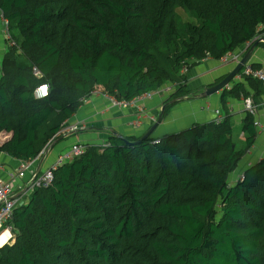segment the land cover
Wrapping results in <instances>:
<instances>
[{"label":"trees","instance_id":"16d2710c","mask_svg":"<svg viewBox=\"0 0 264 264\" xmlns=\"http://www.w3.org/2000/svg\"><path fill=\"white\" fill-rule=\"evenodd\" d=\"M0 15V152L19 162L41 157L95 91L129 101L175 84L162 120L196 95L185 85L194 65L264 36V0H0ZM237 76L254 95L241 82L223 89L219 124L83 144L17 201L0 264H264V159L231 184L256 132L247 112L237 148L226 108L256 106L264 85Z\"/></svg>","mask_w":264,"mask_h":264},{"label":"crops","instance_id":"0c3cea01","mask_svg":"<svg viewBox=\"0 0 264 264\" xmlns=\"http://www.w3.org/2000/svg\"><path fill=\"white\" fill-rule=\"evenodd\" d=\"M1 28L2 21L0 20V63L7 48L6 44L1 39ZM262 39H264V36H262ZM250 46L248 44L241 46L237 48L234 53L238 55L241 60L248 53ZM247 64H257L260 65V67H264V48L256 46ZM236 65L237 64L234 62L222 64L219 60H213L211 58L202 59L194 65L186 75L185 85L189 92L196 93V95L177 102L170 109L166 117L162 119L151 132V137L159 138L163 135L179 133L190 128L194 124L213 122L216 119V110L219 111L220 117L223 118L224 112L221 105L222 91L204 98H201L199 95L207 87L213 86L221 81L220 79H223ZM239 82L243 84V87L250 96L254 95V90L250 88L247 81L241 79L240 76H236L233 82L227 86V89L234 83ZM170 94L171 93L167 92L164 86L161 87L150 99L142 103L144 108L143 113H140L135 107L124 109L113 107L101 93L92 95L83 103L78 112L67 120L64 125L65 127L79 124L82 125L83 129L71 134L61 135L59 139L54 141L35 163V171L40 161L42 162L40 164L39 173L53 165L58 157L63 155V153L75 143L99 146L107 141L108 136L113 131L123 137L144 136L161 115L163 103ZM245 99H248L251 104L253 103L251 98L247 97ZM245 99H226V108L229 112V121L232 128V136L234 138V140L233 138L232 140L236 147L240 149L245 146V134L242 130L243 119L247 114V110L244 107ZM258 101L259 103L256 106L253 105L255 107L253 121L258 123L257 126L254 125L256 132L254 142L241 158L235 171L229 175V181L232 185L237 182L248 167L264 159V94L258 97ZM9 136L10 133H1L0 145ZM19 163V161L0 152V164L5 168H16ZM27 178L28 175L26 176V179ZM24 181L25 179L22 181L18 180L15 183L14 189L18 202L22 201L26 193L24 187L18 191L19 187L24 184ZM2 237L4 238L2 243L5 244L9 241L11 234L5 231L0 235V238Z\"/></svg>","mask_w":264,"mask_h":264},{"label":"built area","instance_id":"2783aa9c","mask_svg":"<svg viewBox=\"0 0 264 264\" xmlns=\"http://www.w3.org/2000/svg\"><path fill=\"white\" fill-rule=\"evenodd\" d=\"M0 20L2 23L6 25L5 20L3 19L2 15H0ZM7 27V25H6ZM6 33V28H5ZM6 39H8L7 33L5 34ZM11 45L13 43L10 42ZM209 59L208 56H206L203 60ZM220 63L222 64H228L230 62L239 63L240 58L235 53H227L223 57L219 59ZM241 74L245 77H251L253 79H256L259 81L262 85H264V67L260 68H253L251 65H244L242 69L240 70ZM187 73L186 66H183L180 70L181 75H185ZM33 74L37 77H40L39 72L33 68ZM167 90V92L172 93L176 85L175 84H168L167 86H164ZM46 89V93L48 94V87L46 85L39 86L34 91V96L37 99H41L47 96V94L44 93ZM98 93H101L100 91H95L93 95H97ZM102 94V93H101ZM154 93H143L140 96H137L129 101H117L114 98L103 94L104 98H106L113 107L124 109L128 107H135L138 109L140 113H143L144 108L142 106V103L145 100L150 99L153 96ZM244 107L247 110V112L254 115V109L255 107L251 104V102L248 99L244 100ZM216 119L214 122L216 124H219L221 122V117L219 115V111H215ZM254 125H258L257 122H254ZM83 129L82 125L74 124V125H68L62 128L60 131L61 135L71 134L78 130ZM86 149V146L83 144L75 143L70 146V148L63 153V155L59 156L57 161L48 167L47 169L43 170L41 173L37 175L35 180L31 182V179L33 175L35 174V163L38 161V156L36 159L30 162H20L16 168L13 169H7L2 164H0V235L3 232H10V226L8 225V222L11 220L12 217V211L14 207L16 206V203L18 201L16 195H15V183L19 180L22 181L26 179V176H30L31 179L29 183L25 186V190L30 191L33 188H40V187H48L53 180V172L56 170V168L61 165L62 163L71 160L73 157L81 155ZM45 153V151H44ZM43 153V154H44ZM24 185L20 186L18 190L22 189Z\"/></svg>","mask_w":264,"mask_h":264},{"label":"water","instance_id":"95a60500","mask_svg":"<svg viewBox=\"0 0 264 264\" xmlns=\"http://www.w3.org/2000/svg\"><path fill=\"white\" fill-rule=\"evenodd\" d=\"M260 41H264V39H259L255 42L252 43V45L249 48L248 53L239 61V63H237V65L233 68L232 71H230L219 83L207 87L206 89H204V91L199 95L201 98L204 97H208L211 96L219 91H222L223 89L227 88V86L231 83V81L238 75V73L240 72V70L242 69V67L244 65L247 64V62L249 61L250 55L252 53V51L254 50V48H256L257 44ZM163 114V108L161 110V115L158 117V119L156 120V122L153 124L152 128L143 136V138H145L146 136L150 135L151 132L156 128V126L161 122V116ZM114 135L118 136V138H120L121 140H124V138L119 135L116 132H112ZM42 161L39 162L37 169L35 171V174L33 175L31 182H33L35 180V178L37 177V175L39 174V170H40V164Z\"/></svg>","mask_w":264,"mask_h":264},{"label":"rangeland","instance_id":"374dc122","mask_svg":"<svg viewBox=\"0 0 264 264\" xmlns=\"http://www.w3.org/2000/svg\"><path fill=\"white\" fill-rule=\"evenodd\" d=\"M1 39H2V41L6 44V46H7V43H6V36H5V34L3 33V27L1 28ZM2 42V43H3ZM9 45H11V44H9ZM1 56V55H0ZM232 138H233V136H232ZM233 140H234V138H233ZM104 144V143H103ZM48 148V147H47ZM47 148H46V150H47ZM30 179H31V177L30 176H28V178L27 179H25V181H24V188H25V186L29 183V181H30ZM29 193H30V191H27L25 194H24V197H23V199H22V201L21 202H23V201H26L27 199H28V197H29Z\"/></svg>","mask_w":264,"mask_h":264},{"label":"bare ground","instance_id":"6f19581e","mask_svg":"<svg viewBox=\"0 0 264 264\" xmlns=\"http://www.w3.org/2000/svg\"><path fill=\"white\" fill-rule=\"evenodd\" d=\"M4 241V238H0V244H3L2 242Z\"/></svg>","mask_w":264,"mask_h":264},{"label":"snow or ice","instance_id":"6c2138e0","mask_svg":"<svg viewBox=\"0 0 264 264\" xmlns=\"http://www.w3.org/2000/svg\"><path fill=\"white\" fill-rule=\"evenodd\" d=\"M42 91H44V93L46 94V89L45 90H42Z\"/></svg>","mask_w":264,"mask_h":264},{"label":"clouds","instance_id":"9594fccd","mask_svg":"<svg viewBox=\"0 0 264 264\" xmlns=\"http://www.w3.org/2000/svg\"><path fill=\"white\" fill-rule=\"evenodd\" d=\"M47 94V93H46ZM0 246H2V244H0Z\"/></svg>","mask_w":264,"mask_h":264}]
</instances>
